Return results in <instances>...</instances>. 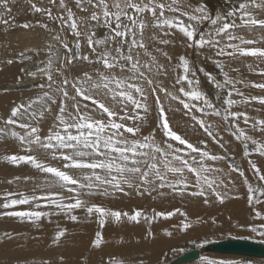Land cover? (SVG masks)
<instances>
[{
    "label": "bare ground",
    "instance_id": "bare-ground-1",
    "mask_svg": "<svg viewBox=\"0 0 264 264\" xmlns=\"http://www.w3.org/2000/svg\"><path fill=\"white\" fill-rule=\"evenodd\" d=\"M171 3V0H167ZM241 0H203L195 2L194 0H177L176 7L182 11H191L197 7L204 8L207 13L215 17L218 13L225 14L232 7L238 6ZM38 7L51 9L53 17L63 15L67 17L65 9L59 7V0L55 4L49 0H9V6L12 11L4 16L9 20V24L0 23V204L6 193L15 194L11 198H21V194L27 197H48L59 199L64 198V202H70L67 198L75 196L76 192L69 193L67 187L55 182L50 174H45L32 168L30 165L20 164L15 166L3 160L5 155H26L29 154L28 146L20 140V136H26L28 129L19 127L20 124H26L29 127H38L40 135L43 137L48 134L49 129L56 130L60 114V107L63 104L66 107L65 116L73 112V105L79 103L81 111H84V104L90 101H83L75 95L70 84L67 86L69 93L68 98L63 96L62 80L67 77L71 82L76 78H82L85 72L96 78V70L101 66L86 61H76L71 66L62 68L63 75L55 70L53 71V81L49 82L47 78L37 71L39 67H44L49 58V45L52 50L61 59L67 55L66 50L60 42L54 40L55 35H59L61 40H66L69 47H73L76 37L71 33L68 27H62L58 19H49L43 13H36L32 9V4ZM65 4L72 10L77 18L79 30L84 33L80 37L81 53L90 52L87 46L86 34L92 30L95 32V38H102L107 34V29L95 21H89L87 18L91 14L82 12L76 7L74 0H65ZM257 18H264V10L250 9ZM3 9H0V13ZM166 15H176L179 13H166ZM79 18H84L80 20ZM185 23L187 18L183 17ZM198 31L207 33L212 26L208 21L198 25L192 22ZM237 23L239 20L237 19ZM28 24V28L22 25ZM47 24V29L41 25ZM174 34L164 36L158 30L149 27L144 30V43L148 50L157 58L159 64H163L166 69L165 75H156L155 69L149 75L153 80L165 87L169 92L181 95L178 89L181 85L176 84L178 76L183 75V68L179 66V57L183 56L188 60L190 66L189 77L191 72H195V80L199 81L198 89L204 93L210 101L217 107L222 106V101L227 98V92L231 90V85L224 89H219L215 84L209 81L205 73L210 74L215 81L223 83L224 73H228L230 79L234 81H243L237 83L235 87L244 93L245 96H264V90L251 87L252 83L264 82V75L260 74L264 70V60H257L254 57L232 58L228 56H216L215 50L205 46L198 49L195 46L188 47V41L179 33L177 29L172 30ZM237 35H242L246 39L260 41L253 45L245 47L264 48V30L238 28L234 30ZM171 41L168 45L159 44L153 40L152 36ZM222 43L226 42L224 38ZM238 43V41H234ZM159 48L167 52L171 60L164 57ZM24 55L21 56L20 54ZM141 59L148 60L149 57L143 55L141 50ZM13 63L8 64L7 61ZM54 69H60V60L54 58ZM222 66L218 67L217 63ZM249 65H252L250 70ZM203 69V71H200ZM235 69V70H234ZM35 72L32 76L30 73ZM126 75V73H125ZM143 84L148 92V111L138 110L142 120H137L136 124L140 127V133L137 138L142 136L153 135L157 143L163 145V141L168 138L163 136L162 129L159 127L160 113L159 107L165 110L166 118L172 130L177 132L188 142L195 146L208 151L214 155H223L225 160L208 161L214 167L223 171L217 173L223 180L217 191L223 196L221 203L210 190L207 194L208 203H205V197L193 196L191 193L197 191L192 187L195 183V177L191 173L185 172L189 188L183 192L171 188H159L156 185L145 186L144 188H128L124 186V192L108 189L107 194L103 189H93L91 194L87 189H78L79 198L88 201L89 204H97L106 209L129 212L134 209L143 210L145 214L152 215L153 210L168 212L179 209L186 213L187 220L191 222V227L186 231H181L178 225L184 217L177 213L173 217L165 220L163 217L156 219L151 224L141 219L140 223L122 222L108 220L104 227L101 228L98 223V217L93 215L89 217L84 208L76 209L72 214L78 217L76 222L71 221L64 214L52 215L49 218H42L40 221L21 220L17 217H8L0 215V264H109L110 259L115 258L122 264H174L180 256L189 251L197 250L199 256L196 261L183 264H221V262H232V264H264V260L256 258H244L236 254H220L207 250L208 246L218 241L229 238H252L253 240L264 242V237L258 233L250 231L251 225L264 223L261 220H254L255 212L253 207L264 214V203L249 205L248 190L244 180L240 177L238 171H232L229 164L243 169L245 176L250 184L254 187H264V182L258 181L253 176L248 161L252 160L264 172V157L251 151L252 145L249 144V155H244V148L241 143L231 135L225 123L215 116L203 117L201 113L196 112L198 117L206 120L212 125L214 133H217L219 143L209 137L203 129L200 128L196 121H193L187 110L183 108L177 100L159 92L161 105L155 102L154 95L151 93L149 86ZM43 85V87H41ZM85 87H90L85 85ZM187 89V84H184ZM92 94L105 104L117 107L111 96H105L104 90H92ZM219 95L220 99H217ZM233 99H241L233 93ZM19 108L16 125H6L5 121L10 118L11 110ZM232 111H245L250 117L264 118V106L252 102L250 106L238 104ZM131 112V109H129ZM131 126L133 122L127 121ZM242 128H247L243 120L239 121ZM17 133L13 136L12 133ZM248 134L257 139L264 141V135L248 129ZM178 143V142H173ZM223 144V147L220 145ZM181 148L186 146L181 145ZM31 154L38 156L51 166L61 167L62 161L54 160L48 153L39 150L33 146ZM75 176H80L78 170H69ZM178 177L169 174L170 180ZM138 183V181H136ZM159 182L157 181L156 184ZM127 193V194H125ZM264 200V197L261 198ZM39 204V208L36 205ZM38 210L44 212H56L57 209L48 199H39L30 201L27 205H16L8 211H30ZM5 211L0 208V213ZM213 220L215 223H213ZM199 221V222H198ZM65 230V235L60 239L58 244H54L53 238L58 230ZM152 236H148V231ZM165 230L172 232L171 236L165 235ZM102 234L100 247H93L96 232ZM7 234V235H5ZM10 236L11 239L7 237ZM240 239V240H241ZM247 239V238H246ZM213 241L214 243H208ZM216 241V242H215ZM223 242V241H221ZM264 244V243H262ZM243 257V258H241Z\"/></svg>",
    "mask_w": 264,
    "mask_h": 264
},
{
    "label": "snow or ice",
    "instance_id": "snow-or-ice-1",
    "mask_svg": "<svg viewBox=\"0 0 264 264\" xmlns=\"http://www.w3.org/2000/svg\"><path fill=\"white\" fill-rule=\"evenodd\" d=\"M49 2L55 4L56 0H49ZM74 3L82 12H88L90 8L91 14L87 19L105 27L108 30L107 34L102 38H95V32L90 30L85 36L90 52L82 54L80 37L85 34L79 30L77 18L72 10L67 7L65 0H59V7L66 10V18L63 15L53 17L51 9L41 8L33 3L31 6L34 12L43 13L49 19H58L62 27H68L76 37L73 47H69L66 40H61L58 34L55 35L53 39L60 42L67 55L61 59L52 50L53 46L49 45V58L45 66L39 67L37 71L42 73L49 82H54V70L63 75L61 69L71 66L76 61L82 60L100 65L101 67L96 70L95 79L85 72L82 78L78 77L74 81L70 82L67 77L62 80L60 90L65 98L69 96L67 86L70 84L75 92L72 99L76 100L77 97H80L83 101H90V105L84 104V111H81V105L79 103L74 104V111L65 116L66 107L62 104L59 110L60 114L57 116L56 130L49 129L48 134L43 137L39 134L40 129L38 127L20 124L19 127L28 129L26 136L19 138L28 146L29 154L5 155L3 160L15 166L30 165L41 173L50 174L55 182L67 187L69 193L76 192V195L69 196L67 199L70 202L65 203L64 198L56 199L53 196L27 197L21 194V198H11L15 194L6 193L3 197L4 202L0 204V208L5 211L0 215L36 222L42 218H49L52 215L62 213L71 221L76 222L78 217L72 213L76 209L84 208L89 217L93 215L98 217V223L103 228L108 220L119 223L126 219L127 222L138 224L143 219L146 223L151 224L158 218L163 217L167 220L179 213L184 217V220L180 222L178 227L181 231H186L191 227V222L187 220L186 213L179 209L168 212L153 210L152 215L145 214L143 210L139 209H134L131 214L126 211L106 209L80 199L77 188L72 186H77L78 189H87L89 190L88 194H91L93 189H103V193L107 194L109 188L124 192L125 185L128 188L135 187L137 190L145 186L156 185L161 189L167 187L174 191L183 192L189 188L185 175L187 172L195 177V183L192 187H195L197 191H193L191 195L205 197L204 202L208 203L206 198L208 191L206 190H210L222 203L223 196L217 191V188L223 184V180L216 174L223 170L214 167L208 161H221L225 160L226 157L211 154L201 147L191 144L172 130L166 118L165 110L160 106L161 101L158 93L163 92L172 100H177L187 110L186 114L190 115L191 119L196 121L200 128L218 143L217 133H214L212 125L195 113L199 112L203 117H219L230 130L231 135L242 143L245 156L249 155V144H251L253 146L251 151L258 153L261 157H264V141L249 135L248 129L264 135V118L250 117L245 111H232V109L238 104L250 106L252 102L264 106V96H245L235 87L237 83H243V81L230 79L226 72L223 83L215 81L210 74L205 73L209 81L213 82L219 89H224L227 85L232 86L231 90L227 92V98L223 99L222 106L217 107L195 86L199 84V81L194 79L195 72H191L192 78L189 77L191 69L188 60L183 56L179 57V66H182L184 74L176 79V84L181 85L178 89L181 95L169 92L149 75L153 69L156 70V75H165L166 69L163 64L158 63L156 56L148 50L144 43V30L149 27V21H151V27L164 36L174 34L172 30L177 29L189 42L188 47L195 46L202 49L207 46L215 50L216 56H228L234 59L254 57L257 60H264V48L245 47V45H253L260 41L246 39L234 31L238 28L264 30V18H257L250 10H264V0H241L238 6L232 7L225 14L218 13L215 17L210 16L202 7H197L191 11H182L176 7L177 0H171V3H168L167 0H74ZM0 9H3V12L0 13V23L8 25L9 20L5 19L4 16L12 11L9 0H0ZM166 13H179V15H166ZM183 17L187 18L188 23H185ZM79 19L83 20L84 18ZM237 19L239 23H237ZM204 21H208L212 26L207 33L198 31L192 23L195 22L198 25ZM22 27L28 28L29 25L24 24ZM41 27L47 29L48 26L43 24ZM221 38H224L226 42L222 43ZM152 39L162 45L171 43L170 40L162 39L155 33ZM261 40H264V36L261 37ZM234 41H238V43H234ZM141 50L144 56L149 57L148 60L142 61ZM156 51L161 52L164 57L171 60L167 52H163L159 48ZM20 55L23 56L24 54L21 53ZM54 58L60 60V69L53 68ZM7 63L11 64L13 61L8 60ZM216 63L218 67L222 68L219 62ZM249 68L251 70L252 65H249ZM260 74L264 75V70H261ZM30 75L35 76L36 73L32 72ZM140 81L149 86L156 104L160 106L159 127L162 129L163 136L168 138L163 141L164 146L156 142L154 134L137 138L140 127L136 121L143 119L138 110H143L145 113L148 111V92ZM185 83L188 86L187 89L184 87ZM85 85L90 87H85ZM251 87L264 90V82L252 83ZM100 89L104 90L105 96H111L112 101L117 105L116 108L105 104L92 94V90ZM233 93L241 99H233ZM217 99H220L219 95ZM19 111V108L14 107L5 124L16 125L17 121L13 118L17 116ZM241 119L247 128L240 126L239 121ZM129 120L133 122L131 126L127 123ZM12 135L16 136L17 133L13 132ZM181 145L186 146V148H181ZM33 146L48 153L52 159L62 161V168L51 166L39 159L38 156L31 154ZM220 146L223 147V144ZM248 163L253 171V176L258 181L264 182V172L252 160H249ZM229 168L232 171H238L240 177L243 178L249 193V205L264 203V200L261 199L264 197V187H254L250 184L244 170L234 164L230 163ZM69 170H78L81 175L75 176ZM169 174L178 178L170 180ZM157 181L158 184H156ZM39 199H48L57 211H8L16 205H27L30 201ZM36 207L39 208V204ZM253 211L255 212L254 220L264 221V214L255 207H253ZM213 223H215L214 220ZM249 227L251 232L264 237V223ZM64 235L65 230H58L52 242L58 244ZM152 235L149 230L148 236L151 237ZM165 235L171 236L172 232L165 230ZM7 238L11 239L10 236ZM101 242L102 234L97 231L93 247H100ZM109 264H122V262L112 258ZM210 264H215V262H210ZM221 264H225V262H221ZM227 264H232V262H227Z\"/></svg>",
    "mask_w": 264,
    "mask_h": 264
},
{
    "label": "water",
    "instance_id": "water-1",
    "mask_svg": "<svg viewBox=\"0 0 264 264\" xmlns=\"http://www.w3.org/2000/svg\"><path fill=\"white\" fill-rule=\"evenodd\" d=\"M201 2L203 0H194ZM208 251L220 254H236L247 258L264 259V244L246 241V240H227L220 243H214L208 246ZM199 252L192 250L179 257L174 264H183L197 260Z\"/></svg>",
    "mask_w": 264,
    "mask_h": 264
},
{
    "label": "rangeland",
    "instance_id": "rangeland-1",
    "mask_svg": "<svg viewBox=\"0 0 264 264\" xmlns=\"http://www.w3.org/2000/svg\"><path fill=\"white\" fill-rule=\"evenodd\" d=\"M239 144L241 143L240 141H237ZM241 145H242V143H241ZM247 238V239H246ZM246 238H229V239H227V240H246V241H254V242H258V243H264V242H261V241H257V240H253L252 238H248V237H246ZM221 241H225V240H220V241H218V242H221ZM216 242V241H215ZM208 243H214L213 241H211V242H208ZM241 258H243V257H241ZM245 258V257H244ZM247 258V257H246ZM260 260H264V259H260Z\"/></svg>",
    "mask_w": 264,
    "mask_h": 264
}]
</instances>
